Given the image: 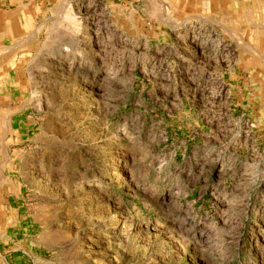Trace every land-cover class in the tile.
<instances>
[{
  "label": "rangeland",
  "instance_id": "374dc122",
  "mask_svg": "<svg viewBox=\"0 0 264 264\" xmlns=\"http://www.w3.org/2000/svg\"><path fill=\"white\" fill-rule=\"evenodd\" d=\"M165 6L1 44L0 264H264V19Z\"/></svg>",
  "mask_w": 264,
  "mask_h": 264
},
{
  "label": "crops",
  "instance_id": "0c3cea01",
  "mask_svg": "<svg viewBox=\"0 0 264 264\" xmlns=\"http://www.w3.org/2000/svg\"><path fill=\"white\" fill-rule=\"evenodd\" d=\"M57 1L60 0H0V46L10 44L25 33H31L26 29L32 25L34 19ZM105 2L109 9L119 8L132 16L137 14L135 17L138 19L154 18L155 14H149L148 10L153 5L158 9L167 5L165 8L171 9V16L182 20L193 19L211 23L213 19L222 18L264 19V14L260 11L264 9V0H105ZM140 6L143 9L142 15L134 10Z\"/></svg>",
  "mask_w": 264,
  "mask_h": 264
},
{
  "label": "bare ground",
  "instance_id": "6f19581e",
  "mask_svg": "<svg viewBox=\"0 0 264 264\" xmlns=\"http://www.w3.org/2000/svg\"><path fill=\"white\" fill-rule=\"evenodd\" d=\"M167 4V3H166ZM245 6V5H244ZM163 7V6H162ZM261 7V6H260ZM162 13V12H161ZM253 27V26H252ZM262 29H264L263 27H261ZM255 32V31H254ZM260 32V31H259ZM253 34H255V33H253ZM262 34V33H261ZM263 35V34H262ZM260 36V35H259ZM255 37V36H254ZM257 40V39H256Z\"/></svg>",
  "mask_w": 264,
  "mask_h": 264
}]
</instances>
